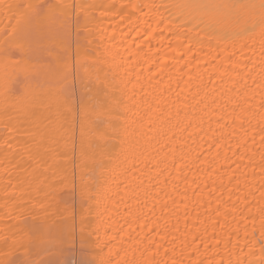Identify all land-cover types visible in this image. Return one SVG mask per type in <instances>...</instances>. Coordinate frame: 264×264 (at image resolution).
Returning <instances> with one entry per match:
<instances>
[{
  "label": "bare ground",
  "instance_id": "bare-ground-1",
  "mask_svg": "<svg viewBox=\"0 0 264 264\" xmlns=\"http://www.w3.org/2000/svg\"><path fill=\"white\" fill-rule=\"evenodd\" d=\"M7 2L20 11L35 4L41 18L55 5H71L59 20H45L32 31L37 38L57 29L65 35L72 96L68 155L66 160L57 156L61 164L66 163V181L57 182L58 190L47 200L44 192L33 193L36 219L14 209V218L4 220L0 208V228L22 224L35 241L8 259L20 264L37 253L44 255L47 249L69 244L72 253L66 252L63 258L80 264H101L110 250L114 254L121 249L127 252L126 257L121 252V258L146 264L156 247L160 250L155 259H167L169 264L173 258L184 259L188 264L187 253L181 254L185 238L191 244L194 235L207 229L208 237L216 233L228 240L231 236L235 247L230 246L231 255L222 250L223 244L219 255L201 249V259L257 264L264 239L257 210L261 170L256 165L264 146L256 133L264 109L259 108L260 89L252 78L248 86L256 92L251 98L253 107L241 113L237 103L244 87L238 74L245 72L246 65L260 82L264 56L259 31L225 38L208 30H197V35L180 28L183 21L174 23L182 14L203 11L180 6L227 0ZM88 3L105 7L86 10L79 6ZM161 4L170 7L158 11L149 7ZM12 17L13 12L0 10V189L8 175L15 186L17 165L27 167L26 159H20L27 139L24 129L17 133L7 128L15 121L2 114L4 108L15 115L33 99H43L50 72L63 69L65 55L48 41L31 48L24 44L23 51L13 46L5 52L3 34L5 26L15 25ZM161 18L164 22L159 24ZM234 82H238L236 90H231ZM41 112L43 127L49 123L46 117L54 113L46 108ZM30 126L29 122L25 128ZM173 135L174 139H168ZM249 163L255 171L246 167ZM82 185H87V196H82ZM42 200L52 202L47 215L40 208ZM31 204L25 208L31 209ZM150 247L152 251H145ZM48 258L50 263L60 261L55 255Z\"/></svg>",
  "mask_w": 264,
  "mask_h": 264
},
{
  "label": "snow or ice",
  "instance_id": "snow-or-ice-1",
  "mask_svg": "<svg viewBox=\"0 0 264 264\" xmlns=\"http://www.w3.org/2000/svg\"><path fill=\"white\" fill-rule=\"evenodd\" d=\"M84 9L103 8V4L97 5L96 3H88L79 5ZM71 5L62 3L51 7L44 18H41L38 12V6L29 3L20 11L17 5L8 3L7 0H0V10H6L7 12H13V17L16 20L15 25L9 24L5 26L3 34L4 49L5 52L11 50L13 46L19 47L22 51L25 50L24 44H27L29 48L33 45L43 44L45 41L51 42L55 47L64 50L63 58V69H55L50 72V80L48 90L45 93L43 99L37 102L33 99L29 103L23 105L17 109L16 114L13 115L9 108L5 106L3 115L6 116L10 121H15L14 124H8L7 128H14L17 133L21 132L27 137L23 141V149L20 153V159L24 161L26 159L27 167L24 164L17 165L18 172L15 174V186L13 185V179L11 175L6 177L3 184V204L0 208L4 211V220H11L14 218V209L20 210V215H25L29 212L33 219L39 217V213L35 211L36 204H31L33 193L44 192L45 200L52 195L53 192L58 190V183L64 184L67 179V166L61 164L57 160L58 155H62L65 160L68 155V147L71 142V127L69 120L72 114V96L68 86L69 78V59L68 48L66 37L57 29L51 33H44L38 38L33 34V28L42 24L45 20H59L60 15H66L67 10ZM127 7V6H125ZM135 8L136 5H131ZM149 7L155 8L157 11L160 8L167 10L170 6L167 4L161 5H149ZM180 7H194L203 10L200 15H188L182 14L178 21L179 27L188 31H194L199 35V31L208 30L210 32H216L221 34L225 38H230L235 35H240L244 32L255 35L257 30L259 31V43L261 48V55L264 56V0H227L223 3H205L197 5H184ZM19 13L18 15L16 13ZM121 15H123L121 13ZM163 18L158 22L162 24ZM10 29V31H9ZM199 30V31H197ZM147 35V33H145ZM114 38V37H113ZM23 42V43H22ZM255 66V65H254ZM139 67V65H137ZM151 72L152 70L149 69ZM240 79L243 82V90L239 92V100L237 107L241 113L249 112L253 107L251 103L252 96L256 95L254 89L248 86V79H253V84L256 88L260 89L259 95L261 97L260 109H264V61L260 68V82L251 76V73L247 71V65L245 66V72L239 73ZM139 74H137V78ZM131 82V81H129ZM236 83L233 84V89L236 90ZM135 87V85H133ZM41 108H46L53 115H49L46 119L49 123L41 126L42 112ZM235 112L236 109H233ZM254 116V114H252ZM85 118L91 119V115L85 112ZM30 122V127L25 128V125ZM249 125L251 121H248ZM259 130L256 135H259L261 145L264 146V113L261 114L259 120ZM189 127L191 125H188ZM6 128V130H7ZM186 130V129H184ZM247 133H245V136ZM174 135L168 139H174ZM253 142L255 141V135L253 136ZM245 142V147H246ZM11 142L7 141L6 146H10ZM235 155V153H234ZM259 164L256 165L260 168V182L258 191L260 192V198L257 201L258 212L260 218V233L261 238L264 239V151L259 153ZM7 159V155H6ZM250 161L253 159L252 156L247 157ZM175 166V165H174ZM246 167H252L253 171L255 168L252 163L246 165ZM166 170V169H165ZM51 173V175H49ZM237 178L234 176L233 180ZM255 179V176H253ZM58 182V183H57ZM231 183V181H230ZM13 189V191H9ZM17 193H19L17 195ZM82 196H87L88 188L87 185H82L81 189ZM254 196V193H252ZM27 197V198H26ZM248 199L247 196L244 197ZM45 200L39 201L41 210L45 215L50 211L52 202L45 203ZM31 204V209H26L25 205ZM167 207V205H165ZM252 205H249V211H251ZM219 211V209H217ZM85 221L82 220V225ZM143 227H147L144 225ZM194 227H198L195 225ZM28 229L22 226V224H5L3 228H0V254L3 255V259H0V264H14V262L8 257L13 255L20 248H27L30 244L35 241L28 234ZM83 231V228H82ZM154 229H149V232ZM237 233L239 229L236 230ZM199 241V243H197ZM211 241L212 243H209ZM99 243V242H98ZM175 243V240H173ZM223 244L222 249L225 252L229 251L231 245V236L228 240H223L221 236L213 233L212 236H207V229L204 230L203 234L194 235L191 244H188L185 238L181 248V254L187 253L188 264H233L231 259H223L215 261V259H201V249L204 252L216 251L219 255L220 245ZM193 245L195 247H193ZM191 249L189 252L188 250ZM159 247H156V251L153 253V258L146 262V264H169L167 259L157 260L155 257L159 254ZM145 251H152V248H148ZM167 251V250H166ZM242 251V250H241ZM121 252H124L125 257L127 252L124 249L116 251L114 254L110 250L107 258L101 261V264H139L138 261H130L126 258H121ZM173 254L176 253V248L171 249ZM143 255V253H142ZM20 264H40L39 261H32L25 259ZM172 264H185L184 259L176 260L172 259ZM236 264H244V261H237ZM248 264H253L252 261H248ZM257 264H264V247L260 249V259Z\"/></svg>",
  "mask_w": 264,
  "mask_h": 264
},
{
  "label": "rangeland",
  "instance_id": "rangeland-1",
  "mask_svg": "<svg viewBox=\"0 0 264 264\" xmlns=\"http://www.w3.org/2000/svg\"><path fill=\"white\" fill-rule=\"evenodd\" d=\"M47 250H49V251H45L44 255H42V252L40 254H38V253L35 254L31 258V260L32 261H39L40 264H80V263H76V261H73L71 259L66 260L65 258H63L66 252L72 253L71 252L72 247L69 244H67L66 247H64V248H62V247L61 248H54V250H52L54 252L50 251V249H47ZM54 255H55V257L57 256L59 258L58 260H60L59 261L60 263L59 262L58 263H50L49 262L50 258H48V257L54 256ZM62 258H63V260H62Z\"/></svg>",
  "mask_w": 264,
  "mask_h": 264
}]
</instances>
